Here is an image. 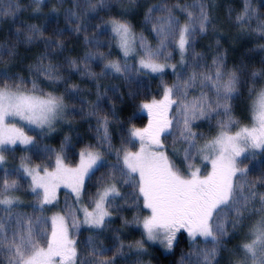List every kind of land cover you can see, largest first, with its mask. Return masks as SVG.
<instances>
[{
	"label": "snow or ice",
	"instance_id": "1",
	"mask_svg": "<svg viewBox=\"0 0 264 264\" xmlns=\"http://www.w3.org/2000/svg\"><path fill=\"white\" fill-rule=\"evenodd\" d=\"M33 3L35 11L39 12L47 0H33ZM128 4L135 5L136 0H128ZM110 7L111 0H85V4L74 0L73 7L65 11V19L67 24L75 25L71 32H79L82 30L80 21L87 13ZM20 10L17 3L0 12V16H15ZM177 10L185 14L183 24ZM126 11L110 15L95 26L107 38L106 43L115 45L124 57L123 60H109L103 64V69L125 76L130 83L135 82L136 76L161 74L169 69L176 79L171 86L163 85L162 99L139 105V110L146 111L149 116L148 126L129 129L122 138L121 148L116 149L111 144L109 127L115 112L103 114V109L97 105L88 115L96 117L98 144L81 149L78 164H66L65 148L70 146V137H65L59 152L44 148L48 158L55 159L52 170L39 165H22L17 179H10L15 172L3 170L0 175V213H4L0 215V257L3 258L0 264H114L115 258L122 254L123 243L116 238L118 243L109 257L106 250L99 247L97 239L110 227L114 212L119 213L124 207L139 210L141 204L149 215L134 216L130 222L125 219V226L131 223L142 228L147 241L159 242L167 251L173 249L177 233L183 231L190 247L195 249L196 264H220L218 257L222 251H227L224 245L230 235L229 229L247 227L248 238L232 253H240L234 264H264V192L258 191V186L264 187V169L255 179H249L248 166L257 150L264 151V88H256L259 79H264V68L249 72L241 64L229 69L224 55L219 53L213 57L211 67L203 64L194 51L197 35L210 26V14L203 0H193L192 4L160 0L148 7L144 21L146 25L151 24L158 38L155 47L148 43L143 33L134 31L131 21L125 18ZM56 13L54 7L50 19L54 20ZM254 13L251 5L245 4L237 19L250 20ZM21 27L15 29L11 46L0 45V63L5 57L15 55L17 44H31L43 37L42 28L31 24L26 26L21 40ZM258 28L264 34V24ZM65 34L53 28L52 37L45 40L47 51L39 57L32 72L34 76L42 75L52 84L59 82V65L48 63L45 66L44 61L54 48L63 47ZM91 43L97 45L99 41L93 39ZM170 49L180 54L179 69L170 62ZM129 57L137 58L138 67L129 66ZM97 58L108 59L102 53H89L83 59L85 68L90 60ZM67 63L76 68L80 61ZM85 74L95 76L91 71ZM245 76L250 84L242 79ZM27 83L19 75L10 76L7 71H0V165L4 164V152L9 146L39 147L33 136L25 133L24 126H18L19 122L52 131L54 123L64 118L68 107L65 95L44 92L37 80L31 81L30 88ZM242 85L248 89L253 125L239 127L233 132L232 126L238 121L233 116L232 101L240 97ZM138 87L137 90L130 88L129 95L135 97ZM194 90L197 94H193ZM68 91L77 93L78 87L72 85ZM72 99L79 102L74 96ZM214 120L217 129L214 135L205 137L193 130L197 121L207 122L211 129ZM177 133L179 140L186 144L181 149L186 172L165 151L164 140ZM135 141L139 142V149L131 150ZM105 145L107 151L98 150ZM109 152L115 154L114 163L105 158ZM197 157L209 163L211 170L202 172L196 167L193 161ZM96 173H100L99 177ZM24 178H30L28 188L36 200L32 215L15 211L21 201L14 193L23 186L21 181L27 183ZM86 180L95 181L94 193L85 192ZM125 186L131 191H124ZM61 187L74 194L75 204L79 206L66 205L64 215L47 217L45 212L50 209L46 206L56 202L57 190ZM82 195L88 197L87 203L81 200ZM254 216L259 219L246 225V220ZM81 227L95 231L85 242L84 252L78 254L74 236ZM201 243L203 248H200ZM128 247H135L138 252L146 251L143 241ZM184 259L191 264V254Z\"/></svg>",
	"mask_w": 264,
	"mask_h": 264
},
{
	"label": "trees",
	"instance_id": "2",
	"mask_svg": "<svg viewBox=\"0 0 264 264\" xmlns=\"http://www.w3.org/2000/svg\"><path fill=\"white\" fill-rule=\"evenodd\" d=\"M159 2L160 0H136L135 5H129L128 0H122L120 3L111 0L110 9L101 10L98 8L94 13H87L80 21L82 30L71 32V28L75 25L67 24L65 11L73 7L74 0H63L62 5L61 0H47V3L40 7L39 12L35 11L36 5L33 0H0V12L17 3L21 9L15 16H0V45L11 46V42H14L17 27L23 26L20 33L21 40L27 25L35 24L41 27L43 31V37H38L31 44H17L15 55L11 58L5 57L4 61L0 63V71H7L10 76L19 75L23 77L28 82L27 86L29 88L31 87V81L37 80L44 92L65 95L69 115L67 127L51 133L40 134L39 139H35L39 144L38 148L32 146L29 148L16 147L10 152L7 151L6 159L9 162L7 164L9 167L6 165L1 169L0 175H3L4 169L9 170V168H16L19 165L28 167L39 165L41 168L48 167L51 170L55 159L54 157L49 159L44 148L47 146L54 153L59 152L65 137H70V146L65 148L68 156L66 164L69 166L76 165L79 161L78 153L81 149L86 145L95 146L98 144L97 132L95 131L98 127L96 117L88 115L89 111L97 105L103 109V114L110 111L115 112V119L111 120L109 132L111 144L116 149L122 147V138L127 135L129 129L133 127L142 129L148 126V116L139 110V105L151 102L153 99H162L163 85L171 86L176 79L175 75L169 72L164 76L139 75L133 78L135 81L133 83H130L121 74L111 75L103 69V64L109 60L120 59L116 53L115 45L109 46L106 43L107 38L95 26L107 20L110 15H118L127 9L125 18L131 21L134 31L137 34L143 33L148 43L155 47L158 38L152 32L151 24H145L144 16L148 7ZM169 2L176 3V0H169ZM203 2L210 14V26L206 32L197 35L194 43V51L202 58L203 64L211 67L213 57L219 53L224 55L225 63L229 69L239 67L241 64L249 72L264 68V34L258 28V25L264 24V0H203ZM80 3L85 4V0H80ZM180 3L192 4L193 0H180ZM245 4H250L255 13L250 20L240 21L237 18L242 15ZM54 7L57 8V13L55 19L52 20L50 16ZM176 14L183 24L186 20L185 14L178 10ZM53 28L66 33L62 38L63 47L54 48L48 59L44 61L45 66L48 63L59 65L61 79L55 84L50 83L42 75L37 77L32 74L39 57L47 51L45 40L52 37ZM93 39H98L99 43L94 45L91 43ZM170 51L172 50L170 49ZM97 52L102 53L108 59L90 60L87 68H85L83 59L89 53ZM175 54L176 51H172L171 63L176 61ZM71 60H77L80 63L76 68H71L67 63ZM30 66H32L31 71ZM131 67L135 66L132 65ZM204 70L207 71V69ZM85 71H91L95 73V76L89 77L85 74ZM102 71H104L103 75H101ZM242 79L248 81L249 84L251 83L247 76L242 77ZM72 85L78 87L77 93L68 91ZM137 85H139L138 94L135 97L130 96V88L137 90ZM256 88L257 90L264 88V79H259ZM193 94H197L195 90ZM73 96L79 101L78 103L72 99ZM248 96L247 87L242 85L240 97L232 101L233 116L238 121L237 125L232 126L231 130L233 132L238 130L239 127L248 125L251 121ZM217 119H223V117ZM215 124L216 121L214 120L210 129L207 122L197 121L193 126V130L208 137L216 133ZM200 143H203V141H200ZM98 150L107 151V146L105 145ZM131 150H137L136 143ZM105 158L112 162V160H115V154L109 152ZM248 166L250 168L249 179H255L264 169V151L257 153L255 159ZM99 175L100 173H96L97 177ZM95 190V181L87 180L85 192L94 193ZM124 191L130 192L131 189L125 186ZM258 191L264 192V187L258 186ZM83 201H88L86 195H83ZM28 203L25 201L24 206L20 209L27 212L30 208ZM256 206L259 207L258 202ZM49 212H55V210L52 209ZM2 214L4 215V213H0V215ZM49 214L45 213L46 216ZM137 215L143 218L149 215V212L143 209L142 204L139 205V210L136 207H124L119 213L114 212L110 227L97 239L99 247L105 249L109 257L113 255V249L118 240L123 243L122 254L115 258L114 264H188L184 258L190 254L191 264H196L198 257L195 249L190 247L185 232L177 233V241L173 249L165 254L160 247L147 241L142 228L131 223L125 226V219L130 222ZM258 219L259 216H254L252 220H246L245 223L250 225ZM94 231L90 229L78 231L76 238L78 254L84 252V244ZM229 232L230 235L226 238L224 245L227 251H222L218 257L220 264H234L240 253L233 255V251L248 238L247 227L235 231L229 229ZM137 241H143L146 251L138 252L135 247H128V245H135ZM203 247L204 245L201 243L200 248ZM84 255L86 256V253ZM81 258L84 257L81 256ZM0 259L3 258L0 257Z\"/></svg>",
	"mask_w": 264,
	"mask_h": 264
},
{
	"label": "rangeland",
	"instance_id": "3",
	"mask_svg": "<svg viewBox=\"0 0 264 264\" xmlns=\"http://www.w3.org/2000/svg\"><path fill=\"white\" fill-rule=\"evenodd\" d=\"M115 49H116V53L118 55V58L120 60H123L124 57L122 56V53H120L118 48L115 47ZM175 55H176V61L173 64H176L177 69H179L180 68V54H179L178 50L176 51ZM127 59H128V63H129L130 67L132 65L135 66V67H138V65L136 63L137 58L129 57ZM114 61H116V60H114ZM107 72L110 73L111 75H118L117 73H114V72H111V71H107ZM167 72L173 74L170 69L166 70L164 73H161V74H153V73H148V74L149 75H153V76L154 75L155 76H164ZM143 112L145 113V115L148 116L146 111H143ZM169 114H171V112ZM148 119H149V116H148ZM68 124H69V115H68V107H67L66 110H65V113H64V118L63 119H59V120H57L54 123V130H52V131H48L47 129H45V130L36 129L34 126H27L22 121L18 123V126H24L25 133L27 135L33 136V138L37 140V139H39L38 137H39L40 134H47V133H51L53 131H58V130H60L62 128L67 127ZM252 125H253V121H252V118H251L250 123L248 125H246V126L251 127ZM178 135L179 134L177 133L174 136H169V138L167 140H164L165 151H166V154H168L170 156V158H173L175 160L177 166L180 167L182 171L186 172L187 171V165L184 163L183 152L181 151L182 148L186 147V144H184L181 140H179ZM162 139H163V137H162ZM135 143L137 145V150H138L139 149V142L135 141ZM201 144H203V143H201ZM16 147L29 148V147H31V145L25 146V145L17 144L15 146H9L7 151L10 152ZM7 151L4 152L5 160H4V164L0 165V170L3 169L9 163L8 160L6 159L7 158L6 152ZM259 152H261V151L257 150V153H259ZM248 155H251V153H249ZM114 162H115V160H112V163H114ZM193 163L195 164L196 167H200L202 172L211 170L210 164L205 162V161H203V160H201L199 157H197L193 161ZM54 166H55V162H54ZM54 166H53V168H54ZM20 170H21V166L20 165L18 167H16V168L15 167L14 168H9V172H15L16 173V175L10 176V179H17L19 177ZM24 179L27 181V183H24L23 181H21L23 183V186L18 190L19 192H15L14 193L17 197H19V199L21 201V203L18 206H15V211L19 212V213H26L28 215H32L33 214V206L35 205L36 200H35L34 194L28 188V184L30 183V178H24ZM86 182H87V180H86ZM86 182H85V184H86ZM81 200L83 201V195L81 197ZM25 201L29 202L28 205L30 206V208H29V210L27 212L22 210V209H20V207L24 206ZM84 203H87V202H84ZM66 205L73 206V207H78L79 206V205L75 204V196H74V194L69 189L61 187V188H59L57 190L56 202L54 204H52V205L46 206L50 210H52V209L55 210V212L46 211L45 213H50L49 215H47V217H51V216L56 215V214L64 215L65 214ZM79 215L82 218V213H79ZM81 229L85 230V229H88V228L81 227L79 230H81ZM70 231H71V228H70ZM77 233L78 232L75 233V236H74L75 239L77 238ZM148 242H151V241H148ZM151 243L155 244L158 247H160L161 250L163 251V253H165V254L170 252V251H167L165 249V247L162 244H160L159 242H151Z\"/></svg>",
	"mask_w": 264,
	"mask_h": 264
}]
</instances>
